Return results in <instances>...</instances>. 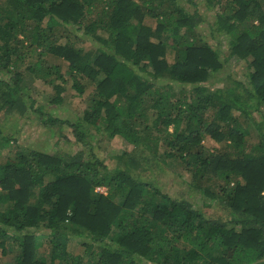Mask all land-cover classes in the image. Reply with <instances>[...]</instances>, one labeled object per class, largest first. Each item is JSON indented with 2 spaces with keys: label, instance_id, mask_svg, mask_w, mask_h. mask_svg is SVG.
I'll list each match as a JSON object with an SVG mask.
<instances>
[{
  "label": "trees",
  "instance_id": "obj_1",
  "mask_svg": "<svg viewBox=\"0 0 264 264\" xmlns=\"http://www.w3.org/2000/svg\"><path fill=\"white\" fill-rule=\"evenodd\" d=\"M201 1L215 12L209 40L193 0H0V117L68 128L79 146L24 148L0 128V264H264V0ZM58 28L70 33L64 44ZM230 58L242 77L211 88ZM24 72L54 90L55 104L68 83L80 96L89 90L86 106L55 115ZM101 137L121 139L115 159L125 168L104 163ZM140 145L151 158L135 154ZM156 158L180 162L203 205L224 213L131 171ZM75 238L81 254L68 249Z\"/></svg>",
  "mask_w": 264,
  "mask_h": 264
},
{
  "label": "rangeland",
  "instance_id": "obj_2",
  "mask_svg": "<svg viewBox=\"0 0 264 264\" xmlns=\"http://www.w3.org/2000/svg\"><path fill=\"white\" fill-rule=\"evenodd\" d=\"M138 1V0H137ZM198 4L199 11L202 13L203 22L200 25V33L203 37L209 40V24L213 22L214 18V9L207 10L206 6L201 0H193ZM186 8L192 10L194 6H190L189 4H185ZM148 23L155 24L154 20H147ZM55 39L57 43L64 44L66 41V35L70 34L68 31L62 30L58 28L54 32ZM103 36H105L103 34ZM22 38V36H19ZM81 46L85 48L86 51L91 52L94 48L90 42L86 41L81 43ZM174 51L171 48L167 49L166 59L169 63L173 62ZM55 64L60 66L61 72L64 73L67 68V63L62 62L56 58H51ZM26 62L34 61V54H26L25 58ZM244 71H242L239 67V62L229 59V61L224 62V66L211 74L209 81L207 84L211 86V88H215L220 83L225 82L228 76L241 78ZM25 74V82L26 85H29L33 90L32 95L35 96L38 100V103L43 104L45 109L52 110L55 115L60 117H68L74 115L78 110H81L86 106V100L89 97V90L82 96L78 95L74 89H72L68 83L66 85V90L63 93V100L60 103H52L50 102V98L47 96L49 93H53L54 90L51 89L50 86L46 85L39 78L32 79L31 75L28 72H24ZM35 94V92H37ZM87 96V97H86ZM262 110L264 111V105L262 106ZM29 117L33 118L32 114H29ZM32 119H19L16 120V116L8 115L6 117H0V128L2 130V135L7 137L13 136L17 139V142L21 144L24 148H36L38 150H44L47 152H68L74 153L79 146H77L73 138L70 136V131L68 128H62L58 130L57 128H45L41 127V125H37L32 123ZM250 130V134L247 135V143L249 145H253L258 141L257 133L250 126L248 128ZM61 131L62 133H60ZM69 138V141H66ZM100 141V140H99ZM96 142V150L99 152L101 157L104 160V163L109 168H125V162L127 159L117 160V154L122 151V142L119 138L108 139L105 137H101V141ZM13 143V142H12ZM208 146H218L217 143L212 140H207L206 142ZM24 145V146H23ZM140 147L143 150H138L135 152L139 153L140 156H148L151 158V154L154 152L150 147L144 148L142 145ZM157 153H162L164 149L160 146H156ZM148 164L139 161L140 164H136L135 161H132L133 165L131 167V171L136 175L137 178L153 184L155 187H158L161 191L167 192L169 195L176 198H187L189 201L193 202L198 208H201L208 215L217 216L218 214H223L222 210L214 209L213 207H205L202 203L200 195H198L195 191L191 190L190 184V175L182 169L180 162L168 160L166 162H160L158 158L149 159ZM95 191L106 194L107 189L103 186H99L95 188ZM69 251L73 254H81L84 251L83 246H81L78 239H71L69 242ZM40 252L45 254L46 247H41ZM9 260V258H8Z\"/></svg>",
  "mask_w": 264,
  "mask_h": 264
},
{
  "label": "built area",
  "instance_id": "obj_3",
  "mask_svg": "<svg viewBox=\"0 0 264 264\" xmlns=\"http://www.w3.org/2000/svg\"><path fill=\"white\" fill-rule=\"evenodd\" d=\"M0 190H1V185H0Z\"/></svg>",
  "mask_w": 264,
  "mask_h": 264
}]
</instances>
